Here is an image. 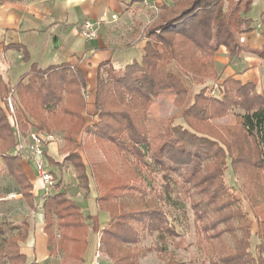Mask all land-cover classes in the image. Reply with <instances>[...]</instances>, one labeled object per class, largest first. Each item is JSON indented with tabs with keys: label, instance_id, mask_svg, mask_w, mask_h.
<instances>
[{
	"label": "trees",
	"instance_id": "1",
	"mask_svg": "<svg viewBox=\"0 0 264 264\" xmlns=\"http://www.w3.org/2000/svg\"><path fill=\"white\" fill-rule=\"evenodd\" d=\"M7 1L14 0H2L0 4ZM253 2L254 0H173V4L164 2L156 18L144 31L147 42L142 59L134 60L123 69H116L109 62L100 66L94 103L101 121L95 126V130L102 140H110L124 158L134 157L139 165L152 170L155 167L163 169L165 174L161 177L160 187L151 181H142L139 175L133 179L118 175L106 161H98L95 172L76 151L77 137L87 122L85 111L88 106L84 97L87 79L84 72L76 66L61 63L42 69L33 63L29 71L20 76L15 87L0 78L3 98L12 89L17 92L20 103L17 117L24 134L34 125V119L38 120L39 129L41 125L51 129L47 118L55 112L56 107H60V111L77 126L70 131L75 148L61 162L49 154L48 159L52 165L60 168L70 162L78 185L86 193L90 191L92 179L94 180L99 207L110 214L109 222L102 229L100 241L102 250H106L113 258L112 264H136L140 251L131 252L125 246L133 243V246L139 248L137 243L140 241L141 231H157L163 242L166 237L175 238L180 235L158 202L165 198L170 204L179 205L182 202L180 195L174 197V192L185 193L191 198L196 219L201 224L200 230L204 231L203 237L208 243V259H199L200 264H264V212L255 213L259 219L258 236L261 238L256 245V255L250 250L249 240L252 234L250 225L246 223L249 216L240 209L238 198L230 195L222 200L226 187L219 178L220 165L230 166L234 172L238 168L243 169V166H251L255 177L263 176L264 90L259 92L253 82L242 83L232 76L221 81L222 76L218 74L214 64L215 53L222 45L229 51L230 61L239 57L247 48L241 41V35L255 28V19L248 15ZM261 21L264 24V11L261 13ZM262 33L264 35V28ZM6 48L22 50L24 61H29L30 54L24 44H8ZM251 51L264 60V45ZM171 64L176 65L179 74L203 87L196 93L195 101L185 108L186 126H155L152 129L147 123L149 117L146 110L155 98L161 94L175 93V103L181 108L188 98L189 87L182 75L178 76L177 71L170 67ZM210 80L219 81L221 96L207 93V83ZM236 103L242 104L245 110L240 114L239 123L242 134L249 142L247 149L238 145V142L237 150L235 149V143L228 135L230 127L209 121L227 114ZM16 146L12 124L0 104V156L7 171L21 186L26 201L36 210L40 204L36 203L34 185L23 171L18 157L9 153ZM172 147H176L180 154L173 164H168L164 159ZM208 160L215 166L211 172L203 175L204 164ZM175 172L183 176L179 178L175 176ZM53 175L57 192L45 197L43 203L48 247L50 250L56 243L54 227L57 225L62 233L59 243L61 249L64 250L67 242L72 244L75 249L72 255L75 254L80 263L87 223L80 206L64 191L62 180L57 182V174ZM213 184L216 188L209 191ZM206 192H209V196ZM129 197L135 199L134 203L129 201ZM29 228L30 224L26 219L22 229L12 238H3L0 243V264H25L27 256L20 251L19 243L26 240ZM231 230L235 233L236 246L233 251L226 253L223 244L219 246L218 239L226 231L231 233ZM165 244L149 249L157 248L161 253L167 254L169 251Z\"/></svg>",
	"mask_w": 264,
	"mask_h": 264
},
{
	"label": "crops",
	"instance_id": "2",
	"mask_svg": "<svg viewBox=\"0 0 264 264\" xmlns=\"http://www.w3.org/2000/svg\"><path fill=\"white\" fill-rule=\"evenodd\" d=\"M164 2L173 4V0H158L155 3L153 0L150 5H147L144 0H14L4 2L0 4V78L11 85L20 78L23 72L16 70L14 73L16 78L12 79L14 61L21 66L29 65V69L33 63L42 69L68 63L84 72L87 79L84 92L87 91L90 95L87 100V110L91 107L96 109L94 102L100 66L104 62H109L114 68L123 69L134 60L140 61L147 42L144 31L156 18ZM155 6L158 11L154 10ZM86 19H91L95 24L96 35L92 38H87L82 32V24ZM258 19V21L255 20V28L252 31L241 35V41L247 48L241 52L240 56L230 61L229 51L222 45L215 53L214 64L218 74L222 76L221 81L223 78L232 76L242 83L253 82L258 91L261 89L259 92H262L264 90V60L251 51V49H260L264 45L262 33L264 24L261 18ZM18 43L27 47L30 54L29 61L23 60L22 50L6 48L8 44ZM1 94L0 88V102H2ZM167 96L174 97L169 93L160 95L158 98ZM192 97L188 96V104L193 103ZM14 98L19 102L18 95ZM53 143L48 145L49 155L59 154ZM14 151H11L12 155H16V148ZM18 160L23 171L33 182L34 193L37 196L39 188L47 187V184L29 160L24 157H18ZM1 183L6 184L0 185V243L3 242V238L9 236V233L5 234L6 226L16 220V215L22 214L23 223L27 219L30 224L26 240L19 243L20 251L27 256L25 264L27 262L50 264L51 262H48L50 258L48 235L44 230V209L40 205L36 210L31 207L23 196L18 182L7 171L3 160L0 163ZM105 216L106 225L110 220L109 212H106ZM13 235L9 236V239Z\"/></svg>",
	"mask_w": 264,
	"mask_h": 264
},
{
	"label": "rangeland",
	"instance_id": "3",
	"mask_svg": "<svg viewBox=\"0 0 264 264\" xmlns=\"http://www.w3.org/2000/svg\"><path fill=\"white\" fill-rule=\"evenodd\" d=\"M154 10H156V8H154ZM263 10H264V0H255L253 7L248 15L258 21L259 20L258 18H261V12ZM13 65H14V70L12 69V73H11L13 80L16 78L14 74L16 70L20 71L21 73L22 72L26 73L29 69V65L23 64L24 66L23 65L21 66L16 61H14ZM170 67L174 68L176 71V67L174 64H171ZM178 72L179 71L177 70L178 76H181L182 74H179ZM182 78L183 81H185V83L189 85L188 96H193L192 101L194 102L196 93L200 91L203 85L198 84L197 82L195 83L189 77H185L182 75ZM17 81L14 82L13 84L14 87ZM208 83H207L208 85L207 93L213 96L220 95L218 88L219 81L215 82L214 80H210V82L208 81ZM195 85L198 88L195 87ZM259 91H261V89H259ZM88 93L87 91L84 92V97L86 98V100H89L88 97L90 98V95H88ZM170 94H173L174 97L172 98V96L171 97L167 96V97L158 98L160 96L159 95L157 98H155L153 103L147 108L146 114L147 117H149L147 123L148 125L152 126V129L155 126H157L158 128L161 127L167 128L168 126H172V125L174 126L178 124H182L186 126L184 120V111L185 108H187L191 104H188L186 101V104L181 108V106L179 107L175 103L176 94L175 93H170ZM15 95H17V92L14 89H12L5 98L3 97L1 98L2 102H0V104L4 108V111H6L11 124L12 121L14 122V119L15 121L18 122V124L20 121V120L18 121V117H17V111L20 107V103L17 102V100L14 98ZM244 112L245 110L242 107V104L236 103L235 105L231 106L227 114L219 115L209 119V121L213 124L224 125L231 128V131L229 130L228 135L234 141L235 143L234 146L236 150H237L236 142H238V145L240 144L243 145L245 149H247V146L249 144V142L247 141L248 139L241 132V125L239 123L240 114ZM85 113H87L86 117L88 124L86 122L84 129L77 137L78 147L76 148V151L80 153L84 162L89 164L90 167H93V170H95L96 172V168H97L96 163L100 160L106 161L118 175H121L125 178L128 177L130 179L131 178L133 179L138 175L141 177L143 176V178L140 177V179H143L142 181L144 180L151 181V183L156 184L158 187L161 186L162 184L161 177H163V175L165 174L163 169L155 167L152 170L147 167H144L143 165H139L138 160L134 157L124 158V156L121 155L116 150L115 146L110 143V140L107 139L102 140L101 137L98 135L97 130H95L97 128L95 126H97V124H99V122L101 121V115L97 110V108L94 109L91 107V109L85 111ZM66 116L67 115H65L63 111H60V107H56L55 112H53V114H50L49 118H47L48 122L50 123V126H52L51 129L45 128L43 125L41 126L39 125L41 127L39 129L37 126L38 120L35 119L33 120L34 125H32V127L30 128V130L39 129V131L40 130L44 132L46 131L54 136V139L51 142H54L53 144H55L56 150L59 154L57 155L51 154V155L56 161H60V162L63 161L65 156L68 153H70L72 149L75 148V142L72 143V140H74V138L71 136L70 131L76 129L77 126H75L71 118ZM42 118L45 119L44 117ZM161 119L164 120L160 122ZM169 120H172V122L170 123ZM13 130L15 132L16 140L18 143V136L15 131V127L13 128ZM48 145L46 147L47 155L50 154L48 152ZM14 148H12L9 151L10 154H12ZM179 154H180L179 150L176 149V147H172L165 156L164 159L165 163L173 164L176 161V159H178ZM17 157L20 158V156ZM24 158L26 157L24 156ZM44 159H45L44 163L46 165L50 160L48 158H44ZM2 160L3 159L0 156V163L2 162ZM226 160L228 161V158ZM226 160H225V164L227 163ZM204 165H205L204 166L205 169L202 171L203 175H206L207 173L211 172L213 166H215V164H212L210 160H208ZM90 167H89V171H91ZM220 167H221V173L219 175L220 176L219 178L226 187V194L223 193L224 196L222 200H225L230 195L234 198L236 197L239 199L237 204L239 205L240 209L243 212L247 213L249 216L247 218L246 223L250 225L251 234H252V237L249 240L250 250L254 254H256V245L260 242L261 238L258 236V232L260 229L259 219L255 215V213H261L262 211L264 212V170L261 171V174L263 176L255 177L253 173V167L251 166L248 167L243 166V169L241 170L239 168L237 170L235 169L236 172H234V169L230 166L227 167L225 165H220ZM46 168L47 170H50L52 173L57 174L58 177L57 182L62 180L61 184L62 186H64V191H66L68 196L80 206L84 215V219L87 223L86 224L87 228L85 232V238H86L85 247L83 254L81 255L82 256L81 262L79 263L75 254L72 255V251L75 250L72 247V244H69L67 242V245L65 244L64 246V250L61 249L60 246L61 244L59 243L62 238V233L60 232V230H58L57 225H55L54 227L57 240L56 243H54L53 247L50 249L51 252L48 247V251L50 254V258L48 259V262L50 261L51 262L50 264H61L64 262L67 264H71V262L72 264H95V253L99 249L98 242L100 241L101 238V232L102 229L107 225V224L105 225L106 223L105 213L107 211H104L99 207V204L97 202V189L95 187L94 180L92 179L90 191L86 193L85 190L78 185L77 178L75 175V170L70 162L66 163L65 167L60 168L58 165H52L50 161L46 165ZM135 169L137 171L139 170V172L136 173ZM174 174L179 178L183 176L179 172H175ZM5 184L1 183L0 185L3 186ZM55 184H56V179L54 180L52 185L47 183V187L39 188V193L36 197V203L40 204L42 208L45 197L54 195L57 192V188ZM11 185L13 184L11 183ZM18 185L16 184V187L19 188L20 185L19 186ZM214 188H216V186L213 184L211 185V189H209V191H214ZM139 193L140 195L142 194L141 192ZM149 195L150 194H147V196ZM176 195H180V199L182 201L180 202L179 205H176L177 207L173 204H170L168 201L165 200V198L159 199L158 202L160 205H162L163 209H165L171 222L176 226L177 230L180 232V235L176 236L175 238L170 236L166 237L165 242H163L159 237V233L157 231L153 233H151L148 230L144 232L141 231L140 241L139 243H137L141 248L133 246L134 245L133 243L131 245H128V247L125 246L127 249H130L131 252L140 251L139 252L140 255L137 259L136 264H168V263L200 264L199 259L202 260L208 259L207 258L208 243L203 237L204 231L200 230L201 224L200 223L198 224V221L196 219V213L194 212L192 200L191 198H188V196H186L185 193L176 194L174 192L173 196L175 197ZM206 195L209 196V192H206ZM139 198L141 197L139 196ZM128 199L131 203H134L135 200L134 198L132 199L131 197H129ZM18 209L21 210V208ZM23 217L24 216H22V214L16 215V220L9 226L7 225L8 227L6 226L7 230L5 231V234L9 233V236H12L16 231L21 230L23 227V221H22ZM238 234L241 235V233L239 232ZM9 236L6 237L9 238ZM235 240H236L235 233L234 231L231 230V233L226 231L223 233V235H220L218 239L219 241L218 243L220 247L221 244H223L224 250H226V253H228L229 251L234 250L233 247L236 246ZM162 244H165L166 250L169 251V253L167 254L161 253L157 248L149 249V247H154L156 245L161 246ZM101 251L103 252V255L100 258V264H112L113 258L107 253L106 250L104 249L102 250L101 248ZM26 264H30V263L27 262ZM33 264H38V263H33Z\"/></svg>",
	"mask_w": 264,
	"mask_h": 264
},
{
	"label": "built area",
	"instance_id": "4",
	"mask_svg": "<svg viewBox=\"0 0 264 264\" xmlns=\"http://www.w3.org/2000/svg\"><path fill=\"white\" fill-rule=\"evenodd\" d=\"M147 5H150V0H144ZM158 0H154V3ZM157 9V6H155ZM115 16V15H113ZM94 22L91 21V19H86L84 23L82 24V32L87 38H92L96 35V29L94 27ZM15 115V112H14ZM13 128L15 127V131L18 136V143L15 147L17 150L16 155L20 157H26L27 160H29L34 167L36 168V171L38 172V175L42 178L44 183L53 184L54 182V175L50 170H47L45 165V159L48 158L47 156V145L49 142H51L54 139V136L51 135L48 132L39 131L37 130H30L26 134H24L17 121H12ZM15 133V132H14ZM99 249L95 253V264H100V258L103 255V252L101 251V241L98 242Z\"/></svg>",
	"mask_w": 264,
	"mask_h": 264
}]
</instances>
